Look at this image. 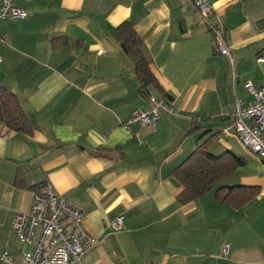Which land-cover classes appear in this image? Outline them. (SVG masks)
<instances>
[{"label":"crops","instance_id":"obj_1","mask_svg":"<svg viewBox=\"0 0 264 264\" xmlns=\"http://www.w3.org/2000/svg\"><path fill=\"white\" fill-rule=\"evenodd\" d=\"M209 1L233 65L213 50L189 0H31L17 3L26 19L0 21V85L31 127L24 135L0 123V252L19 264L10 223L51 183L85 212L83 226L97 238L84 264H261L264 161L231 124L236 101L252 100L244 82L264 85V62L255 61L264 53V0ZM124 22L160 87L150 93L173 106L151 128L122 126L148 107L115 35ZM209 138L210 156L228 150L245 163L202 198L179 204L170 173ZM234 186L258 193L237 207L216 199V188ZM118 216L122 226L112 231Z\"/></svg>","mask_w":264,"mask_h":264},{"label":"built area","instance_id":"obj_2","mask_svg":"<svg viewBox=\"0 0 264 264\" xmlns=\"http://www.w3.org/2000/svg\"><path fill=\"white\" fill-rule=\"evenodd\" d=\"M31 0H0V21L21 20L29 12L19 8L18 2ZM196 9L201 21L211 35L213 50L233 65V56L225 39L223 25L212 24L213 6L209 0H189ZM5 43L0 34V44ZM100 51L99 53H101ZM257 63L264 62V53L259 55ZM244 88L252 96L248 105L236 101L231 127L245 149L264 161V85L254 88L249 81ZM146 109L135 110L122 124L129 130L133 125L143 128L153 126L162 114L173 112V106L166 97H156L148 93ZM85 212L71 201L59 196L53 185L47 183L44 190L35 193L27 212L16 213L10 223V230L19 243V264H84L88 250L97 243V238L90 235L83 226ZM123 223V216L116 217L109 229L118 231ZM228 252V245L221 248V255ZM0 261L16 264V259L8 250L0 252ZM261 264H264V256Z\"/></svg>","mask_w":264,"mask_h":264},{"label":"trees","instance_id":"obj_3","mask_svg":"<svg viewBox=\"0 0 264 264\" xmlns=\"http://www.w3.org/2000/svg\"><path fill=\"white\" fill-rule=\"evenodd\" d=\"M225 34L226 31L223 28ZM115 35L123 52L134 64L136 74L141 84V91L147 95L151 88L160 90L157 81L149 70L147 62L141 53V39L130 23L124 22L115 29ZM161 91V90H160ZM0 123L9 132L29 135L31 127L21 109L17 98L5 87L0 85ZM209 138L193 150L170 176L181 187L176 196L179 204H186L198 200L210 193L225 177L230 176L245 160L227 150V152L212 157L207 153ZM258 193L257 187H219L215 190V197L222 203L237 207L247 203Z\"/></svg>","mask_w":264,"mask_h":264}]
</instances>
